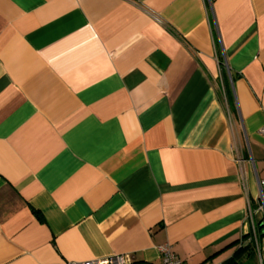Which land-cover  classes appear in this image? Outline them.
<instances>
[{
  "label": "crops",
  "instance_id": "0c3cea01",
  "mask_svg": "<svg viewBox=\"0 0 264 264\" xmlns=\"http://www.w3.org/2000/svg\"><path fill=\"white\" fill-rule=\"evenodd\" d=\"M264 0H0V264H264Z\"/></svg>",
  "mask_w": 264,
  "mask_h": 264
},
{
  "label": "built area",
  "instance_id": "2783aa9c",
  "mask_svg": "<svg viewBox=\"0 0 264 264\" xmlns=\"http://www.w3.org/2000/svg\"><path fill=\"white\" fill-rule=\"evenodd\" d=\"M258 133L264 137V125L258 129ZM259 188H260V199H261L260 207L264 209V180L259 182ZM159 251L162 255V264H184L183 260L177 257L172 252L170 243L165 242L164 244L159 246ZM126 259L127 258L124 255H118L102 260H92L82 263L66 262L63 264H124ZM200 264H209V263H200Z\"/></svg>",
  "mask_w": 264,
  "mask_h": 264
},
{
  "label": "trees",
  "instance_id": "16d2710c",
  "mask_svg": "<svg viewBox=\"0 0 264 264\" xmlns=\"http://www.w3.org/2000/svg\"><path fill=\"white\" fill-rule=\"evenodd\" d=\"M264 224V222H263ZM224 264H242L238 258H231L229 260H227Z\"/></svg>",
  "mask_w": 264,
  "mask_h": 264
}]
</instances>
